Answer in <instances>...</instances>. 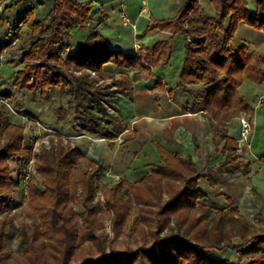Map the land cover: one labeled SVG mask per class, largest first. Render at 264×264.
Listing matches in <instances>:
<instances>
[{"label":"trees","instance_id":"16d2710c","mask_svg":"<svg viewBox=\"0 0 264 264\" xmlns=\"http://www.w3.org/2000/svg\"><path fill=\"white\" fill-rule=\"evenodd\" d=\"M210 2L213 16L202 13L200 0H186L175 18L149 23L138 38L154 30L183 36L185 59L179 84L191 95L193 110L211 118L218 132L226 121L253 110L241 94L240 84L264 80V56L250 52L247 46L237 50L231 47L241 25L264 34V0ZM94 8L92 1L55 0L46 20H34V6L18 15L14 33L0 42L1 56L19 35V29L27 28L32 42L24 54L25 67L17 73L18 88L46 96L56 87L68 86L64 71L78 73L85 88L96 81L92 72L101 78L113 76L105 70L109 63L134 68L136 80L139 70L169 62L172 40L159 41L143 54L114 50L97 28H88ZM80 31H85L84 38L75 44L74 36ZM115 85L125 95L134 91L128 75ZM186 86L200 89L188 90ZM220 129L223 134L217 137L220 143L225 142L224 151L236 150L237 142L227 127ZM24 131L0 113V215L9 210L13 187L19 185L32 157V150L24 146ZM103 135L108 139L118 137V133L108 131ZM156 146L163 165L137 183L121 179L104 193V208L95 201L103 168L79 147L59 144L36 153L37 176L30 179L29 209L40 224L33 227L27 250L17 264H264V230L251 224L230 198L229 205L210 220V210L202 204L209 194L201 183L206 179L214 187L213 178L199 171L191 157ZM198 147L197 143V151ZM16 158L24 162L15 178L10 160ZM75 203L82 204L84 212L77 213ZM106 214L112 222L113 239L103 232ZM3 234L0 264L9 256ZM120 236L126 239L123 248L117 247ZM236 238L241 240L240 245H236ZM129 239H134L135 246ZM227 249L239 250L240 260L212 256V250Z\"/></svg>","mask_w":264,"mask_h":264},{"label":"rangeland","instance_id":"374dc122","mask_svg":"<svg viewBox=\"0 0 264 264\" xmlns=\"http://www.w3.org/2000/svg\"><path fill=\"white\" fill-rule=\"evenodd\" d=\"M116 3L119 6L117 7L118 16L109 11L111 18H121L124 25H131L134 21L132 18H143V20H147L145 24L148 22L153 23L156 20L173 19L184 7L186 0H118ZM200 4L202 13L206 16H213L214 9L210 0H200ZM44 6H47V3ZM251 8L255 9L253 4H251ZM105 14L106 17H109L105 10L98 9L97 17L95 18H104ZM126 20L129 22L126 23ZM93 26L91 24V27H88L89 30L92 31L94 28H97ZM14 30L11 32L14 33ZM84 33L85 31L74 33L75 39L73 41L75 44L84 38ZM17 34L19 35H17L14 42L0 56V113L7 122L16 123L24 128L26 137L24 146L27 147L26 145L31 144L36 150L34 148L31 149L32 157L28 161L35 158L34 153H39L43 149L57 147L59 144L80 148L82 146L80 138L86 134L91 135L93 138H98L103 137V133L106 131L117 134L123 129L124 125L121 119L122 112L120 105V99H123V96L122 92L115 85V82L121 80L123 75L113 73L112 77L101 78L91 73V77L96 78V81L92 82L91 86L82 88L81 86L83 85L77 78L79 76L78 73L74 74L70 71H64L65 78L69 82L68 86L65 88L56 87L46 96H42L39 91L31 93L26 89H20L15 85V80L18 71L25 67L23 63L24 54L28 52L32 41L25 26H22ZM138 36L139 33L137 38ZM158 39L156 34H147L140 39V42L145 46H151L156 44L159 41ZM170 40H172L173 52L169 62L161 65V68L156 66V75L153 74L152 69L149 70L150 68L139 70L137 74L138 79H149L151 76L152 79L157 80L158 77H163L164 80L168 81V86H173L175 81H180L181 71L179 69L185 59L186 41L181 35L175 36ZM141 43H135L139 51H142ZM241 46H247L250 52L264 56V34L249 29L244 25L240 26L237 37L232 41L231 47L237 50ZM127 75L131 76L130 73ZM240 91L243 97L252 105L253 110L242 111L231 120L234 124L231 123L219 127L225 129L226 126V131L236 141L241 138V126L238 122H235L238 117L245 116L252 124V131L248 135V140L243 144L245 153L240 154L231 149L223 151L225 160L218 166H212L211 154L215 153V146L221 144L217 136L223 133L220 131V128L217 132L212 125L213 120L209 118L207 129V133L209 134L204 139L205 149L201 153L202 147L198 143V154L195 155V160L198 170L204 175L212 177L216 186L210 189L208 183L205 185L207 180L203 179L204 183H201V187L210 195V199L204 200L202 204H205L210 210L208 218L214 220L217 218V211L229 205L228 199L230 198L234 205L241 210V214L251 224L256 225L259 230H264V214L261 209L263 205L261 204V199L257 197L259 193L258 195L264 200V80L260 83L252 81L243 82L240 84ZM188 99L192 101V98ZM99 103L104 106L103 109L100 108ZM226 122H230V120ZM38 123L40 124L39 130H37ZM48 129L50 132H46ZM59 135L67 138V141ZM223 143V146H225V142ZM148 153L147 156L140 157L135 165L142 166L148 160L150 161L151 157H148ZM248 161L252 162L254 170L257 172L254 180L260 187L258 193L253 187L251 179L247 177L249 173V168H247ZM23 162L19 158L10 160L11 167L13 168L12 174L15 178L18 170L23 166ZM242 165L246 166L245 169L247 171L245 174L243 173L244 169H242ZM157 166L151 167L148 173L153 172ZM31 168L32 177L37 176L36 159ZM111 175L113 173L103 172L97 180L99 191L97 192L95 201L101 204L103 208L105 199H102V196H104L106 190L116 186L122 179L121 177L118 179L111 177ZM124 180L127 183H131L127 179ZM240 180L241 182H238ZM29 184L27 190H25L27 192V194L24 193L25 195L22 193L25 191H21L17 186L13 187L15 193L13 194L12 202H10V208L0 215V236L2 233L6 235V250L9 252V256L5 259L4 264H17L20 261V256L27 250L28 236L33 232V227L40 224V220L32 217L29 209ZM37 184L40 187L42 186L40 178ZM249 190L253 191L250 193L248 192ZM126 199L132 200L128 195ZM74 208L79 214L84 212L82 204L75 203ZM111 225V219L106 214L103 232L108 234L110 239H113L115 238V234ZM125 240L124 236H120L117 241L120 244L117 243V247L123 248ZM129 240L134 245V239ZM234 241L236 245L241 244L240 239L236 238ZM211 252L214 257L228 258L236 262L240 260L241 256L240 251L237 249L212 250ZM247 262V260L243 261V263Z\"/></svg>","mask_w":264,"mask_h":264},{"label":"crops","instance_id":"0c3cea01","mask_svg":"<svg viewBox=\"0 0 264 264\" xmlns=\"http://www.w3.org/2000/svg\"><path fill=\"white\" fill-rule=\"evenodd\" d=\"M11 1L13 0H4L0 4V42L9 38V34L16 27L18 15L27 8L34 6V20L42 21L46 20L51 9L55 7V0H50L49 3L48 0ZM80 1L94 2L95 11L92 13L91 24L94 25L93 27H97L98 31L107 40L108 45L114 50H124L131 54H143L148 48H152L155 45L145 46L137 38L138 33L141 34L148 26L149 22L145 24L147 20L132 18L134 21L131 25H124L121 18H111L109 11L118 16L117 7L119 6L116 3L118 0ZM46 3L47 6H44ZM98 9L105 10L110 18H95L97 17ZM149 34H156L159 41L170 40L180 35L160 30H154ZM159 41L157 42L159 43ZM138 42L142 45V51H139L137 44H135ZM180 66L179 71H182L183 64ZM105 70L112 74H121V76L130 73L131 76L129 78L134 91L131 95H123L122 93L123 99H120V105L121 119L124 126L118 133V137L115 139L106 137L93 138L91 135L86 134L80 138L82 140L80 149L84 154L99 164L103 168L104 173H113V175L127 179L131 183L143 178L154 165H163V159L157 149V144L173 153H181L185 157H191L196 163L195 155L198 154L196 145L199 143L202 147V153L203 149H205L204 139L209 134L207 133L209 118L203 112L193 110L192 101L188 99L192 97L179 84L180 81H175L173 86H168V81L164 80L163 77H158L157 80L152 79L151 76L149 79L137 78L134 80L137 70L134 68H121L113 63L107 64ZM149 70L156 75V67H150ZM186 88L195 91L200 89L197 86H186ZM223 144L222 142L215 146L216 151L211 154L212 166H218L225 160L222 153L224 151ZM147 152H149L148 157L150 156L151 160H148L142 166L135 165L140 157L147 156ZM247 165V168H249L247 177L251 179L252 185L258 193L260 187L254 180L257 172L254 170L252 162L248 161ZM245 168L246 166L242 165L244 174L247 171ZM203 181L202 183H204ZM238 182H241V180ZM206 183L209 184L210 189H213L208 181L205 182V185ZM251 191L253 190L248 192L251 193ZM258 194L257 197L261 199V204L263 205L261 209L264 214V200ZM208 199H210V195Z\"/></svg>","mask_w":264,"mask_h":264},{"label":"built area","instance_id":"2783aa9c","mask_svg":"<svg viewBox=\"0 0 264 264\" xmlns=\"http://www.w3.org/2000/svg\"><path fill=\"white\" fill-rule=\"evenodd\" d=\"M129 21L128 20H126V23H128ZM92 74L93 75H95V73L94 72H92ZM237 122L239 123V125L241 126V138L240 139H238L237 140V142H238V146H237V152L238 153H240V154H244L245 152V150H244V148H243V144L248 140V135L251 133V131H252V124H251V122L245 117V116H240V117H238L237 118ZM232 122L230 121V122H226V124H231ZM39 126H40V124L38 123V125H37V130H39ZM42 128V127H41ZM44 129H46V128H44ZM46 132H50L49 131V129L48 130H46ZM61 138H63L65 141H67V138H65L64 136H62V135H59ZM26 141V140H25ZM28 148H30V149H32V148H34V146L33 145H31V144H29V145H26ZM249 149H250V147H249ZM34 150H35V148H34ZM36 151V150H35ZM34 154H36V153H34ZM34 161H35V158L34 159H32V160H30V161H28L27 163H26V165H25V171H24V173H23V176H22V179H21V181H20V183H19V185L17 186V187H19L20 188V190L21 191H25V190H27V188H28V184H29V182H30V179H31V177L33 176V173H32V168L31 167H33V165H34ZM111 177H114V178H120L119 176H115V175H111ZM23 193V195H25V194H27V192L25 191V192H22ZM25 193V194H24ZM101 194V193H100ZM102 196V195H101ZM102 199H104V196H102Z\"/></svg>","mask_w":264,"mask_h":264}]
</instances>
